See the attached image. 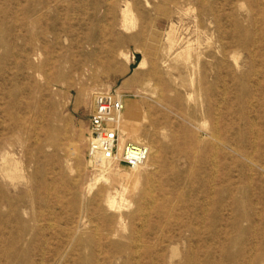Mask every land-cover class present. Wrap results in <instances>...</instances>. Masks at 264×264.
<instances>
[{"label":"rangeland","instance_id":"rangeland-1","mask_svg":"<svg viewBox=\"0 0 264 264\" xmlns=\"http://www.w3.org/2000/svg\"><path fill=\"white\" fill-rule=\"evenodd\" d=\"M0 264H264V0H0Z\"/></svg>","mask_w":264,"mask_h":264},{"label":"built area","instance_id":"built-area-1","mask_svg":"<svg viewBox=\"0 0 264 264\" xmlns=\"http://www.w3.org/2000/svg\"><path fill=\"white\" fill-rule=\"evenodd\" d=\"M125 99L116 91H99L93 98L87 156L95 166L115 165L136 169L149 159L144 142L131 140L124 129Z\"/></svg>","mask_w":264,"mask_h":264},{"label":"bare ground","instance_id":"bare-ground-1","mask_svg":"<svg viewBox=\"0 0 264 264\" xmlns=\"http://www.w3.org/2000/svg\"><path fill=\"white\" fill-rule=\"evenodd\" d=\"M128 12H129V11H128V9H127L124 13H125V14H128ZM144 61H145V59H144ZM145 63H146V62H145ZM143 65H144V62L141 63L139 67H141V66H143ZM120 95H121V94H120ZM124 129H125V128H124ZM145 165H146V164H145ZM145 165H144V166H145ZM141 167H143V166H140V167H138V168H141ZM136 169H137V168H136ZM102 173H103V174H100L99 176L96 177V181H100V180H102L103 178L105 179L106 174H105L104 172H102ZM96 181H95V182H96Z\"/></svg>","mask_w":264,"mask_h":264}]
</instances>
